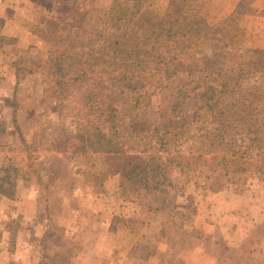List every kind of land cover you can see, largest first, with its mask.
<instances>
[{"label":"rangeland","instance_id":"rangeland-1","mask_svg":"<svg viewBox=\"0 0 264 264\" xmlns=\"http://www.w3.org/2000/svg\"><path fill=\"white\" fill-rule=\"evenodd\" d=\"M34 1L37 9L24 25L33 42L26 48L10 42L0 57V217L3 211L13 213L9 246L14 249L27 233L35 264H137L153 252L151 258L161 256V264H264V183L255 178L212 192L199 188L197 178L173 174L163 196L154 199L163 204L157 211H148L150 198L124 195L119 180H139L145 157L134 156L128 146L109 151L104 89L85 78L55 83L57 65L60 74L79 72L59 58L63 49L43 36L48 31L54 40L71 41L96 32L110 0ZM150 3L161 13L168 0ZM249 5L255 2L197 0L204 25L198 49L227 63H236L245 49L264 50V27L245 20L255 12ZM158 68L137 67L129 82L118 70L111 88L128 93L115 108L131 123L124 132L130 143L138 139L133 122L154 123L170 99L163 81L167 70ZM140 86L146 93L138 96ZM206 92L172 93L190 105Z\"/></svg>","mask_w":264,"mask_h":264},{"label":"trees","instance_id":"trees-1","mask_svg":"<svg viewBox=\"0 0 264 264\" xmlns=\"http://www.w3.org/2000/svg\"><path fill=\"white\" fill-rule=\"evenodd\" d=\"M198 14L197 0H168L161 13L151 10L150 0H110L96 32L71 41L43 34L47 43L63 49L59 58L79 72L60 74L57 65L55 83L85 78L104 89L100 97L109 151L128 146L134 156L145 157L140 179L121 178L119 185L132 200L150 198L148 211L163 206L154 199L163 196L173 174L197 178L199 188L212 192L250 178L264 183V50L245 49L236 63L200 51L197 41L204 25ZM143 66L167 70L163 81L170 99L157 110L154 123L133 122L140 129H135L137 143H130L124 132L131 130V123H124L115 108L128 93L111 88L118 70L127 73L123 75L129 82ZM141 86L138 96L146 93ZM202 88L209 92L190 105L172 93L179 90L190 97Z\"/></svg>","mask_w":264,"mask_h":264},{"label":"crops","instance_id":"crops-1","mask_svg":"<svg viewBox=\"0 0 264 264\" xmlns=\"http://www.w3.org/2000/svg\"><path fill=\"white\" fill-rule=\"evenodd\" d=\"M255 2V5H249L247 7L248 10L255 11L251 12L248 15H251L245 20L250 21V25H259L264 27V0H252ZM237 2L232 6V11L236 7ZM36 3L34 0H0V57L3 58L7 55L6 51L9 49L10 42L15 43V45L20 46L25 44L26 48L29 41L34 40V36L31 35V32H28L27 28H25L26 21L29 20V14L31 11L37 9ZM230 12V11H229ZM229 12L227 14H229ZM31 15V14H30ZM28 17V18H27ZM226 17V14L223 15V18ZM20 22L24 24L21 25ZM11 25V28L8 29L7 26ZM23 46V45H22ZM26 196V195H25ZM18 200L17 204L19 203ZM13 213L9 211L5 213L3 211L0 217V264H35L33 253L35 252V246L30 241V236L26 237V234L19 236L17 242L14 245V249H12L9 245L12 244V234L14 233L13 223ZM33 216L29 219L32 221ZM29 231L36 229V227H26ZM77 227L75 230H78ZM23 232H25L23 228ZM11 239V240H10ZM98 244L97 246H100ZM164 243H160L157 245L156 249L158 251ZM156 251V250H155ZM155 256V252H153L152 256ZM117 254L114 255V257ZM151 256V257H152ZM151 257L146 258V260H140V264H161V256L159 260H155ZM75 260L77 258H74ZM125 259V258H124ZM124 259L120 258V262L124 263ZM128 260V259H125ZM137 263V264H139ZM111 264V263H110ZM167 264V261L164 262Z\"/></svg>","mask_w":264,"mask_h":264}]
</instances>
